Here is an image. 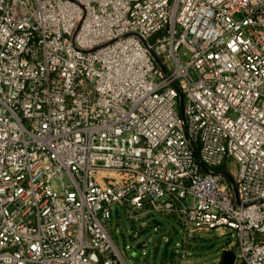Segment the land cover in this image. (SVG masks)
I'll use <instances>...</instances> for the list:
<instances>
[{
    "label": "built area",
    "instance_id": "1",
    "mask_svg": "<svg viewBox=\"0 0 264 264\" xmlns=\"http://www.w3.org/2000/svg\"><path fill=\"white\" fill-rule=\"evenodd\" d=\"M119 207L264 264V0H0V264H128Z\"/></svg>",
    "mask_w": 264,
    "mask_h": 264
},
{
    "label": "rangeland",
    "instance_id": "2",
    "mask_svg": "<svg viewBox=\"0 0 264 264\" xmlns=\"http://www.w3.org/2000/svg\"><path fill=\"white\" fill-rule=\"evenodd\" d=\"M180 54L186 59L184 50ZM218 169L234 174L238 163L231 157ZM118 210L120 216L114 211L108 228L128 264H219L224 250L236 251V239L229 234H219L216 230L187 233L175 216L154 213L129 220L124 209ZM144 221L148 225L142 228ZM156 224L159 230L154 229ZM132 231H138L140 237L133 238Z\"/></svg>",
    "mask_w": 264,
    "mask_h": 264
},
{
    "label": "water",
    "instance_id": "3",
    "mask_svg": "<svg viewBox=\"0 0 264 264\" xmlns=\"http://www.w3.org/2000/svg\"><path fill=\"white\" fill-rule=\"evenodd\" d=\"M204 169H205L206 171H209V169H208L206 166H204ZM221 172L226 176V178H227L230 182H233V179H232L231 175H230L227 171H225V170H221ZM141 245H142V243L139 244V247H140ZM235 259H236V254H235V252L232 251V250H228V249H226V250H224V251L222 252V256H221V260H220L219 264H234Z\"/></svg>",
    "mask_w": 264,
    "mask_h": 264
}]
</instances>
